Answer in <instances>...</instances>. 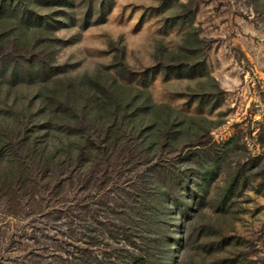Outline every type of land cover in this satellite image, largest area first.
<instances>
[{"label":"rangeland","instance_id":"obj_1","mask_svg":"<svg viewBox=\"0 0 264 264\" xmlns=\"http://www.w3.org/2000/svg\"><path fill=\"white\" fill-rule=\"evenodd\" d=\"M136 256L264 264V0H0V264Z\"/></svg>","mask_w":264,"mask_h":264},{"label":"trees","instance_id":"obj_2","mask_svg":"<svg viewBox=\"0 0 264 264\" xmlns=\"http://www.w3.org/2000/svg\"><path fill=\"white\" fill-rule=\"evenodd\" d=\"M90 131L92 132L91 127H90ZM21 145H24L26 152L29 155L35 157H43L46 159L45 161L49 165L54 164L55 160L60 159L61 156L64 157V160L61 161L62 165L70 164L68 162L71 163L73 162V163H77L78 166L82 165L79 167H82L83 169L85 166L83 167L82 162L87 163L85 165L94 163L91 158L89 159L85 158L86 160L82 159V156L79 155L78 153V151L80 152L81 150L79 149L76 143L69 141L68 138L54 140L52 138L46 137L45 139L38 141L26 140ZM88 149L92 150L93 148H88ZM91 150L87 153L88 155L92 153ZM81 154L83 155V153ZM47 177H51V176L47 175ZM80 261L84 262L85 264H89L88 261L82 259H79L78 262L77 263L75 262L74 264H79ZM132 264H148V259L146 256H136L133 258Z\"/></svg>","mask_w":264,"mask_h":264}]
</instances>
